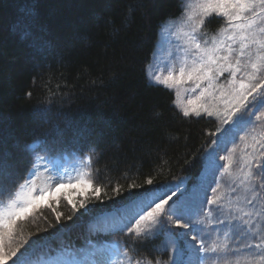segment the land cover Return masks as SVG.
Segmentation results:
<instances>
[{
  "label": "trees",
  "instance_id": "obj_1",
  "mask_svg": "<svg viewBox=\"0 0 264 264\" xmlns=\"http://www.w3.org/2000/svg\"><path fill=\"white\" fill-rule=\"evenodd\" d=\"M185 9L186 0H0V154L10 165L0 175V214L22 205L29 187L38 194L82 176L102 189L100 200L68 189L86 200L75 213L61 193L59 223L46 206L17 221L20 253L63 233L80 242L95 220L124 207L131 184L169 194L199 181L220 123L185 116L148 76L161 30ZM224 24L212 17L205 28ZM164 240L130 234L128 243L156 262Z\"/></svg>",
  "mask_w": 264,
  "mask_h": 264
},
{
  "label": "rangeland",
  "instance_id": "obj_2",
  "mask_svg": "<svg viewBox=\"0 0 264 264\" xmlns=\"http://www.w3.org/2000/svg\"><path fill=\"white\" fill-rule=\"evenodd\" d=\"M186 7L183 18L169 24L162 32L157 56L149 68L148 76L152 83L166 86L175 93L176 106L183 113L187 108L189 114L197 115L188 101L196 100L204 89H209L213 95L205 94L204 98L198 101V105L203 104L210 107V110L219 107L222 111V104L214 97L220 95L222 87L229 86L232 79L229 72L214 73L211 88L208 80L188 79L187 75L181 82L170 87L161 82L169 73L179 78L182 69L187 74L193 67H199L202 58H207L206 53L225 38L223 30L229 27L228 18L222 13L210 9L205 11L207 0H186ZM246 15L252 14L249 12ZM212 16L224 18L225 26L211 33L204 28V23ZM256 27H264V23L257 21ZM227 34L231 35V29ZM232 48L231 63L234 65L237 59L241 61V71L236 73V79H247V76L254 72L251 65L257 62V48L252 45L247 50L249 54L243 57L239 55V42L232 44ZM226 54L225 50L219 53L220 56ZM212 67L215 69L216 65ZM255 75L258 78L264 77V68ZM156 77H160V80ZM198 111L199 115H208L203 107H198ZM248 111L254 115L244 116L231 126L223 123L222 115H212L221 122V130L227 128L228 131L224 134L220 131L216 144L206 154V163L210 160L213 166H207L202 175L203 179H200L199 195L201 200L205 197L218 198L217 202L198 208L187 220L190 225L188 229L176 227L173 223L169 231L167 226L171 222L165 217L162 221L166 226L163 232H145V238L159 234L165 237L161 251L156 249L154 252V257L151 258L153 261H168L173 264L174 261L181 262L185 259L186 264H264V187H261V184H264V117L256 121V116L260 115L264 108L260 105L250 106ZM39 113V110L36 111V115ZM48 121L46 119V123ZM234 130L239 132V135H232ZM257 164L261 166L257 167ZM212 188L216 189L214 193ZM249 200L252 201L251 204L248 203ZM115 221L116 218L113 217L108 223L112 226ZM193 236L197 239L193 240ZM178 238L182 245L187 246L186 252L184 247L177 243ZM201 240L204 241V247L209 249L208 252L199 251ZM172 241L177 245L178 250L175 252L171 248ZM21 242L20 236L19 244ZM256 245L260 247L257 248ZM166 246L168 251L163 252ZM84 264L118 263L104 254H96V257Z\"/></svg>",
  "mask_w": 264,
  "mask_h": 264
},
{
  "label": "snow or ice",
  "instance_id": "obj_3",
  "mask_svg": "<svg viewBox=\"0 0 264 264\" xmlns=\"http://www.w3.org/2000/svg\"><path fill=\"white\" fill-rule=\"evenodd\" d=\"M257 8H259V11H257ZM209 9L213 12L219 11L228 18L229 27L223 30L225 38L221 39L217 45L206 53L207 58H202L199 67H193L187 74L182 69L179 78L169 73L161 82L170 87L174 83L181 82L185 75H187L188 79L195 78L198 81L208 80L209 87L211 88L214 73L229 72L232 77L229 81V86L227 88L222 87L220 95L214 97L216 101L222 104V111L219 107L210 110V107L203 104L198 105V101L204 98L205 94L213 95L209 89H204L200 97H197L196 100H189L188 104L192 106V111H195L197 115L200 114L198 107H203L209 116L222 115L223 123L231 126L244 116L254 115L253 112L248 111L250 106L255 107L256 105H260L264 108V77L258 78L255 75L256 72L264 68V27H259L258 29L256 27L257 21L264 23V0H207L205 11ZM249 12L252 14L251 16L246 15ZM234 21L242 22L234 23ZM229 29H231V35L227 34ZM236 42H239V55L241 57L249 54L247 50L252 45H255L257 48V62L251 65L254 72L249 74L247 79H236V73L241 71V61L237 59L234 65L230 61V57L233 54L232 44ZM197 47L199 48V45ZM221 50H225L227 54L220 56ZM212 65H216V68L213 69ZM156 79L160 80V77H156ZM197 87H199V84ZM42 111L46 120L47 109L43 108ZM184 115H189L187 108L184 110ZM261 117H264V111H261L260 115L256 116V121H260ZM220 131L224 134L228 129L225 128ZM8 156L7 152L0 154V175L4 174L10 167ZM207 166L211 168L213 163L208 160ZM260 166L257 164V167ZM146 184L152 185L153 181L148 179ZM138 187L135 184L128 186V195L125 198L126 203L122 209L126 214L121 217L116 226L119 231L127 230L128 233L136 235L153 232V230L157 233L163 232L166 226L162 221H164L165 217L171 222L167 226L169 231L173 223L176 227L188 229L190 227L187 222L188 218L198 208L203 207L204 204H216L218 199H207L205 197L204 200H201L199 184L194 185L191 190L187 187L182 188L181 184H177L174 189H169L171 195L167 192L163 195H158L156 194L158 190L152 188L135 191L134 189ZM261 187H264V184H261ZM68 189H72L76 194L85 197L90 189L95 194L96 200H100V193L102 191L100 187L93 186L91 181L84 179L82 176L76 178L75 183L69 180L67 183L61 182L54 186L41 188L38 194L34 187H29L27 193L22 197V205L17 206L6 216L0 214V264H9V261L12 264H26V261L22 258L23 253H20L23 244L13 246L12 243L17 221L23 220L34 211L46 206L56 213V220L59 223L62 213L56 211L53 204H58L61 193L64 194L68 203L72 205L74 213L80 208H86V200H75L73 195L68 192ZM113 191L117 195L121 194L119 187L113 189ZM211 191L214 193L216 189L212 188ZM248 203L251 204L252 201L249 200ZM175 235L178 236L179 234ZM196 239L197 237L193 236V240ZM23 243H27V241ZM200 245L199 251H209V249L204 247L203 240L200 241ZM256 247L259 248L260 245H256ZM171 248L173 252L178 250L175 241H172ZM215 250L212 249V251ZM164 251H168V246L165 247ZM18 253H20L19 256ZM173 264H180V262L174 261Z\"/></svg>",
  "mask_w": 264,
  "mask_h": 264
}]
</instances>
